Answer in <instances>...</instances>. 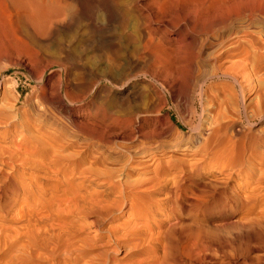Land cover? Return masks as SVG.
Returning <instances> with one entry per match:
<instances>
[{
  "label": "rangeland",
  "instance_id": "374dc122",
  "mask_svg": "<svg viewBox=\"0 0 264 264\" xmlns=\"http://www.w3.org/2000/svg\"><path fill=\"white\" fill-rule=\"evenodd\" d=\"M51 1L0 0V264H264L263 8Z\"/></svg>",
  "mask_w": 264,
  "mask_h": 264
},
{
  "label": "bare ground",
  "instance_id": "6f19581e",
  "mask_svg": "<svg viewBox=\"0 0 264 264\" xmlns=\"http://www.w3.org/2000/svg\"><path fill=\"white\" fill-rule=\"evenodd\" d=\"M49 1H51V0H49ZM53 1V0H52ZM51 1V3H53ZM127 0H125V2H126ZM133 1H135V0H133ZM162 1H164V0H162ZM172 1V0H171ZM174 1V0H173ZM178 1V0H177ZM186 1V0H185ZM188 1H190V0H187V2ZM216 1V2H215ZM14 2H15V0H14ZM21 2V1H20ZM46 2V1H45ZM128 2V1H127ZM168 2V1H167ZM179 2V1H178ZM219 2V4L221 3V1H218V0H204V1H199L198 2V0L196 1V0H193V1H190V2H188V3H191V5H190V7L188 8V11H187V14H186V17H185V23H191V24H193L194 25V23H199L200 24V20H203V21H205V23H208L209 24V26L210 25H215V23L214 22H216V23H220V24H222L223 23V19H222V17H221V15H223V14H219V13H221V8H219L221 5H217L216 3H218ZM255 2V4L256 5H259L260 6V9H261V7L263 8V9H261L260 10V12L257 10V9H251L250 10V12H249V14H248V20L247 21H249L250 22V25L252 26V28L253 27H255V28H261V29H263L264 28V0H256V1H254ZM29 3V2H28ZM56 3H58V2H56V0H55V3L54 4H56ZM165 3V2H164ZM180 3H183V2H180ZM188 3H185V4H188ZM32 4V3H31ZM223 4V3H222ZM179 5V4H178ZM189 5V4H188ZM51 6H52V4H51ZM59 6V5H58ZM57 6V7H58ZM129 6V5H128ZM183 6V5H182ZM185 6V5H184ZM183 6V7H184ZM187 6V5H186ZM185 6V7H186ZM180 7V6H179ZM33 8V7H32ZM56 8V7H55ZM132 8V7H131ZM30 9H31V7H30ZM38 9V7L37 8H35L34 7V9H32L31 11H34V10H37ZM52 8H49V10H51ZM58 9H60V8H58ZM184 9V8H183ZM246 9V8H245ZM40 10H42V9H40ZM40 10H37L38 12L40 11ZM49 10H46L47 12L49 11ZM134 10V9H133ZM136 10V9H135ZM30 11V12H31ZM54 11H57V10H54ZM53 11V12H54ZM128 11V10H127ZM245 11V10H244ZM42 12V11H41ZM59 11H57V13H58ZM184 12V11H183ZM34 13V12H33ZM50 13V12H49ZM48 13V14H49ZM52 13V12H51ZM50 13V14H51ZM223 13H225V12H223ZM229 13V12H228ZM247 13V12H246ZM35 14H37V13H35ZM42 14V13H41ZM49 14V15H50ZM54 13H52L51 15H52V17H54V16H56V17H58L59 16V14H61V12L58 14V15H53ZM108 14H111L110 12H108L107 13V15ZM129 14V13H128ZM128 14H126V15H128ZM130 14H133V13H131V9H130ZM244 14H245V12H244ZM26 15V14H25ZM138 15V14H137ZM225 15V14H224ZM223 15V16H224ZM247 15V14H246ZM32 16H33V14H32ZM32 16H30L31 18H32ZM36 16V15H35ZM45 16H47V17H50V16H48V15H46V13H45V15H44V17ZM135 16V15H134ZM244 16V15H243ZM25 17V16H24ZM29 17V19H31ZM39 17V16H38ZM40 17H42V18H44L43 17V14H42V16L40 15ZM39 17V18H40ZM52 17H50V18H52ZM55 17V18H56ZM129 17V16H128ZM137 16H135V18H136ZM139 17H141V18H143L142 16H139ZM146 17V16H145ZM148 17V16H147ZM146 17V18H147ZM155 17V16H154ZM231 17V16H230ZM232 17H233V15H232ZM242 17V16H241ZM245 17V16H244ZM247 17V16H246ZM141 18H139V19H141ZM157 18V17H156ZM29 19L27 20L28 22H29ZM37 20H36V22H35V24L36 23H39V22H37V21H39L38 20V18H36ZM48 19V18H47ZM53 19V18H52ZM241 19V18H240ZM44 20V23L46 22L45 20H46V17L43 19ZM43 20L40 22V23H42L43 22ZM144 20H145V18H144ZM244 20V19H243ZM33 20L31 19V21L30 22H32ZM227 21V20H226ZM229 21H231V20H229ZM229 21H227V22H229ZM246 21V22H247ZM29 22V23H30ZM48 22L51 24V22L48 20ZM139 22H141V20L139 21ZM142 22H144V21H142ZM239 22V21H238ZM237 22V23H238ZM44 23H42L41 25H43V27L45 26V24H47V22L44 24ZM48 23V24H49ZM52 23H53V21H52ZM201 23H204V22H202L201 21ZM204 23V24H205ZM230 23V22H229ZM26 24H27V22H26ZM34 24V25H35ZM49 24V25H50ZM54 24V23H53ZM141 24V23H140ZM168 24V23H167ZM190 24V25H191ZM219 24V25H220ZM232 24V23H231ZM169 25V24H168ZM201 25V24H200ZM200 25H198V27L200 26ZM212 25V26H213ZM224 25H225V23H224ZM227 25V24H226ZM235 25H237V24H235ZM247 25H249L248 23H247ZM26 26V25H25ZM28 26V25H27ZM27 26H26V28H27ZM47 26V25H46ZM51 26V25H50ZM137 26H138V22H137ZM147 26V25H146ZM186 26V25H185ZM192 26V25H191ZM196 26H197V24H196ZM195 25H194V28H190L189 30H190V32H191V30L192 31H195V27H196ZM202 26V25H201ZM206 26H208V25H206ZM206 26H205V28H206ZM212 26H210V27H212ZM228 26V25H227ZM245 26H246V24H245ZM35 27V28H34ZM34 27H32V25H31V27L30 28H34L33 30L35 31V29H36V27H38V26H34ZM39 27H42V26H39ZM38 27V28H39ZM43 27H42V29H43ZM142 27H143V24H142ZM188 27V26H187ZM190 27V26H189ZM188 27V28H189ZM197 27V28H198ZM231 26H229L228 28H230ZM241 27V26H240ZM244 27V26H243ZM28 28H29V26H28ZM29 28V29H30ZM136 28V27H135ZM144 28H145V26H144ZM149 28V27H148ZM187 28V29H188ZM202 28V27H201ZM219 28H220V26H219ZM227 28V27H226ZM227 28V29H228ZM232 28H234V25H233V27ZM236 28H239V26L237 27H235V29ZM247 28H248V26H247ZM251 28V27H250ZM249 28V30H251ZM184 29V28H183ZM213 28H210L209 29V31H211ZM221 29V28H220ZM223 29H225V27L223 28ZM241 29V28H240ZM244 29V28H243ZM261 29H259V30H261ZM33 30H31L32 32H33ZM37 30V29H36ZM137 30V29H136ZM148 30V29H147ZM151 30V29H150ZM199 30V29H198ZM216 30V29H215ZM247 30V29H246ZM28 31V30H27ZM30 31V30H29ZM31 31H30V33H31ZM188 31V30H187ZM218 31H221V30H218ZM223 31V30H222ZM229 31H230V29H229ZM240 31V30H239ZM248 31V30H247ZM37 31H35L34 33H36ZM189 32V33H190ZM226 32V31H225ZM224 31L222 32V33H225ZM228 32V31H227ZM233 32V31H232ZM148 33V32H147ZM221 33V34H222ZM231 33V32H230ZM37 34V33H36ZM35 34V35H36ZM139 34H141V33H139ZM138 34V35H139ZM186 35L188 34V33H185ZM195 34V33H194ZM251 33H249V35H250ZM32 35V34H31ZM35 35H33V36H35ZM185 35V36H186ZM208 35V34H207ZM229 35V34H228ZM264 34H262V36H263ZM141 36H143V34L141 35ZM150 37L152 36V34L151 35H149ZM202 36V35H201ZM131 37H132V34H131ZM146 37V36H145ZM192 37V36H191ZM195 36H193V38H194ZM208 37V36H207ZM222 37V36H221ZM142 38V37H141ZM151 38H153V36L151 37ZM182 38H183V36H182ZM201 38V37H200ZM200 38H198L197 39V41L200 39ZM240 38V37H239ZM149 39V38H148ZM148 39L145 41L146 42V46H147V43H151L150 41L151 40H149V42H148ZM192 39V38H191ZM195 39V38H194ZM207 39V38H206ZM216 39V38H215ZM135 40H136V38H135ZM153 40V39H152ZM203 40V39H202ZM202 40H201V42H202ZM222 39H220V41H221ZM0 41H1V39H0ZM206 41V40H205ZM155 42H157V41H155ZM154 42V43H155ZM195 41H193V43H194ZM199 42V41H198ZM201 42H199L200 43V45L202 44ZM216 42V41H215ZM191 43H192V40H191ZM192 43V44H193ZM206 43V42H205ZM192 44L190 45V43H189V45L191 46V50H192ZM241 54H240V52H238V54H240V56L243 58L242 60H243V64L241 65V66H244L245 67V69H247L249 66H251L253 69H250V70H257L258 72H259V69H262L263 68V65L261 66V64L260 63H256V59H258L259 61H261L260 59H264V39H261L259 36H255V37H252V39L251 40H249V39H245V41H241ZM240 44H239V46H240ZM156 45H157V43H156ZM155 45V46H156ZM194 45V44H193ZM196 45V44H195ZM238 46V47H239ZM195 47V46H194ZM201 47V46H200ZM237 47V46H236ZM229 48V47H228ZM151 49H153V48H151ZM197 49V48H196ZM199 49V48H198ZM198 49L196 50V52H198ZM232 49V48H231ZM231 49H227V51H225V53L226 54H231L230 53V50ZM239 49V48H238ZM237 48L235 49V50H238ZM240 50V49H239ZM193 51V50H192ZM201 50H199V52H200ZM234 51V50H233ZM156 52V51H155ZM154 52V53H155ZM151 54V53H150ZM237 54V53H236ZM152 55V54H151ZM151 55H149V56H151ZM156 55V54H155ZM155 55H153L152 57H155ZM193 55V54H192ZM194 55H196V54H194ZM225 55V54H224ZM235 55V54H234ZM220 56H223V55H220ZM239 56V57H240ZM151 57V58H152ZM198 57V56H197ZM219 57V56H218ZM145 58V57H144ZM151 58H150V60H151ZM146 59V58H145ZM153 59V58H152ZM197 60V59H196ZM190 61V60H189ZM195 61V60H194ZM151 62V61H150ZM154 62V61H153ZM188 62V61H187ZM196 62V61H195ZM155 63V62H154ZM197 64V63H196ZM196 64H195V66H196ZM199 64V63H198ZM159 65V64H158ZM175 65H177V64H175ZM181 65H182V63H181ZM184 65V64H183ZM110 66H113V65H110ZM191 67L192 68V66H193V64L192 63H186L185 65H184V67L185 68H187V67ZM180 67V66H179ZM114 68V67H113ZM116 68V67H115ZM114 68V69H115ZM117 68H119V67H117ZM116 68V69H117ZM168 68H169V66H168ZM168 68H167V66L165 67V69H167L168 70ZM174 68H176L175 66L171 69L172 71H174L175 69ZM182 68V67H181ZM198 68V67H197ZM112 69V68H111ZM174 69V70H173ZM179 68H176V70H178ZM189 69V68H188ZM188 69H187V71H188ZM193 69H195V68H193ZM193 69H189V70H191L192 72H193ZM120 70V69H119ZM170 69L168 70V71H171ZM115 71V70H114ZM118 71V70H117ZM171 71V72H172ZM257 71H254L255 73L257 72ZM250 72V71H249ZM257 72V73H258ZM259 73H261V72H259ZM249 74V73H248ZM252 74V73H251ZM236 81V80H235ZM167 85V84H166ZM264 85V84H263ZM243 89V88H242ZM244 90V89H243ZM62 100V99H61ZM61 102V101H60ZM65 107V106H64ZM143 135V134H142ZM144 135L145 136H147L145 133H144ZM61 155L60 156H58V155H54V162L56 163V162H58V161H60L61 160ZM117 159V158H116ZM38 161V160H37ZM101 173V172H100ZM99 173V174H100ZM98 175V174H97ZM95 181L96 182H98L99 181V176L97 177V179H95ZM121 181V180H120ZM122 184V183H121ZM117 186L118 187H120L121 185L120 184H117ZM123 186V185H122ZM121 190H122V187H121ZM123 192V191H122Z\"/></svg>",
  "mask_w": 264,
  "mask_h": 264
}]
</instances>
